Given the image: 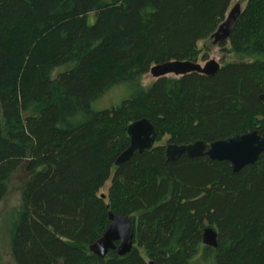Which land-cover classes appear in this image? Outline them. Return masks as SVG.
<instances>
[{"label": "trees", "instance_id": "obj_1", "mask_svg": "<svg viewBox=\"0 0 264 264\" xmlns=\"http://www.w3.org/2000/svg\"><path fill=\"white\" fill-rule=\"evenodd\" d=\"M231 2L0 0V204L17 171L26 176L16 264H264V154L238 173L207 157L169 162L160 146L115 166L143 119L157 143L264 137V0H248L234 27L235 63L142 85L156 65L198 61ZM121 85L127 99L93 109ZM110 212L130 217L135 242L102 260L90 247ZM208 227L216 249L203 245Z\"/></svg>", "mask_w": 264, "mask_h": 264}, {"label": "water", "instance_id": "obj_2", "mask_svg": "<svg viewBox=\"0 0 264 264\" xmlns=\"http://www.w3.org/2000/svg\"><path fill=\"white\" fill-rule=\"evenodd\" d=\"M243 12L244 10H242L240 4H236L229 10L225 20L211 37L214 46L229 43L234 27ZM221 68V65L215 60L209 61L203 67L197 62L172 61L154 66L150 70V74L156 80L167 78L169 75L183 78L192 74L211 78L216 76ZM260 100L264 103V94L260 96ZM127 134L130 144L116 159L115 166L117 168L129 162L136 154L149 152L156 147L157 132L148 119L132 123L127 129ZM263 154L264 137L259 135L257 131L218 141L209 145V147L200 141L185 146L168 144L165 148V155L169 162H177L183 156L189 159L207 157L213 162H228L234 173L254 165ZM105 198L106 196L103 195L102 199ZM108 219L110 225L107 231L90 247V252L102 260L111 251L117 252L119 257L126 256L134 248L135 242L136 230L130 217H123L110 212ZM218 238V232L208 227L203 232V245L216 249L218 248ZM148 264L156 263L150 261Z\"/></svg>", "mask_w": 264, "mask_h": 264}, {"label": "rangeland", "instance_id": "obj_3", "mask_svg": "<svg viewBox=\"0 0 264 264\" xmlns=\"http://www.w3.org/2000/svg\"><path fill=\"white\" fill-rule=\"evenodd\" d=\"M247 3L248 0H232L230 9L236 4H240L242 10H245ZM198 48L200 50V57L196 62L202 67L212 60L218 62L221 67L227 63L236 62L235 58L229 53V43L225 44L222 48L221 45L214 46L210 39L209 41L200 43ZM253 61H256V59L246 60L245 62L251 63ZM167 78L174 80L180 79L173 75H169ZM156 81L157 80L149 73L143 77L142 85L143 87L148 88ZM130 94V90L127 86H117L101 100L94 103L93 109L98 112L110 110L111 108L120 105L130 96ZM168 144H170L168 139H164L161 143H156V147L160 146L166 148ZM25 178L24 171L19 169L9 183V190L6 198L0 204V259L2 264H16L11 253V230L14 219L21 209V192ZM110 187L111 180L107 183L102 193L107 195Z\"/></svg>", "mask_w": 264, "mask_h": 264}]
</instances>
